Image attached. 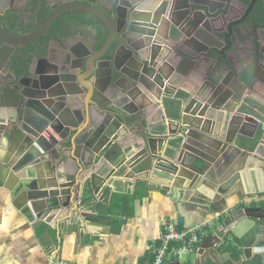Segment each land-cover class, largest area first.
<instances>
[{"label": "water", "instance_id": "water-1", "mask_svg": "<svg viewBox=\"0 0 264 264\" xmlns=\"http://www.w3.org/2000/svg\"><path fill=\"white\" fill-rule=\"evenodd\" d=\"M216 4L215 0H118L114 9L105 11L90 3L68 2L36 28L18 34L6 30L5 8L0 6V70L5 63L7 71L6 76L0 74V152L12 153L4 161L7 180L14 184L10 188L27 191L26 203L38 217L64 213L58 220L73 221L86 230L103 222L105 217L93 211L98 202L117 192L118 183L126 187L151 173L173 182V187L181 181L188 191L196 190L198 183L219 185L223 195L232 185L239 189L241 179L246 190L239 189L242 196L263 195V204L243 210L264 234V156L248 148L245 139L252 136L244 133L242 140L238 138L242 133L237 134L243 132L238 125L247 114L242 109L256 108L246 103L238 108L229 100L230 87L237 93L244 87L255 90L264 131V42L258 34L249 37L257 46L254 63L237 72L232 57L239 48L236 40L246 39L248 22L245 25L246 16L228 21L230 7ZM198 8V15L186 16ZM71 10L86 11L103 23L106 37L98 49L73 54L67 46L63 56L53 51L55 44L63 48L60 36L69 32L61 25L51 28L52 23ZM205 10L207 16L221 11V19H206ZM166 13L173 15L169 22L164 20ZM165 24L169 42L157 34ZM5 48L7 53H2ZM204 63L214 67L213 75L207 74ZM186 64L187 70L192 65L193 72L201 75L196 73L179 118L157 114L155 95L166 93L167 76L183 72ZM232 103L235 109L229 107ZM245 156L256 161L248 163ZM36 170L41 172L36 175ZM216 250L206 249L205 254L215 260ZM242 251L245 260L239 264H249L251 244L247 242ZM201 257L200 264H207Z\"/></svg>", "mask_w": 264, "mask_h": 264}, {"label": "crops", "instance_id": "crops-1", "mask_svg": "<svg viewBox=\"0 0 264 264\" xmlns=\"http://www.w3.org/2000/svg\"><path fill=\"white\" fill-rule=\"evenodd\" d=\"M73 1L83 2V0H68V2ZM220 1L224 9L230 7L229 11L237 15L243 14L241 12L244 9L247 11L251 2L248 4L243 0L239 2L237 0ZM95 2H99L101 7L107 10L114 9L118 0H95ZM197 10L189 12V18L198 15ZM262 15L261 19L259 14L261 21L264 19V11ZM217 16H220L218 11L214 15L211 14L213 19ZM82 22L83 24L78 25V30L76 29L78 32L75 35L76 43L72 42V39H65L66 35H63L61 39L63 48L55 44L53 51L61 53L64 47L70 46L71 48L66 51L75 54L86 46L90 39L89 32L91 33L92 22L87 21L86 17ZM72 31L74 32V29ZM157 34L161 41H171L168 24L162 25ZM236 44H239V48L232 59L237 72L243 71L242 67L251 68L252 65H248L246 40L241 37V42L236 40ZM2 53H7V50H3ZM60 55L63 56L65 53L62 52ZM203 68L206 72L210 71L207 74H214V67L211 68L210 63H204ZM1 69L4 71L0 70V74L6 76L5 63L2 64ZM194 69L191 65L187 70L186 64L182 67L183 72L177 70L167 76V92L164 93L161 90L158 97L155 95L158 103L157 114L164 113L171 119L179 118L181 106L186 103L188 94L194 89L192 85L194 77L196 73L200 74L198 70L193 72ZM230 71L231 69L228 70ZM230 89L233 96L229 100L237 103L238 108L245 106V103L256 108L253 111L242 109L243 112H247L248 117L242 116L243 119L239 121L238 128L242 125L243 132H237L238 135L242 133V136L238 138L243 140L245 139L243 134L248 133L252 137L245 140L252 154L264 156V131L261 129L263 118L257 113L260 106L256 101L261 100L260 97L255 90L246 87L241 88L238 93L234 92L231 87ZM233 103L229 105L230 108L233 107ZM233 108L235 109V106ZM196 136L203 137L202 133H196ZM18 137L19 134H16L15 138ZM3 141L6 143L5 140ZM164 148L165 143L163 142L162 149L159 151L160 155H163ZM0 154L2 157L0 158V264H150L153 259V248L158 245V239L165 231L167 223H173L178 229L206 223V226L202 228V239L198 244L197 252L184 255L182 259L180 257L178 260L174 259L168 264H200L201 256H204L207 264H239L240 261L245 260L242 249L247 242L264 246V234L259 233L258 229L253 226L252 218H247L243 210L246 207H258L263 204L260 199L263 195L242 196L239 189L243 192L246 190L241 179L239 189L236 185H232L231 188L227 187L229 190L223 195L217 189L219 185L198 183L199 187L196 190L188 191L183 189L184 183L181 181L179 187H173V182L152 173L146 180H138L133 184H127L126 187L122 185L123 183H118L117 192L110 193L105 202H98L93 213L99 212V215L105 217L103 222H95L86 230L79 229L71 223V225H66L63 233L58 236L54 221H52L57 217H51L47 219V222L37 219L32 206L26 203L27 191L11 190L10 184L12 183L9 179L7 180L9 174L4 167V161L10 160L12 153H9L8 149H3ZM64 155L68 157L69 152H65ZM245 157L248 163L256 161L252 156ZM236 161L237 159L233 160L231 167ZM253 166L255 170L256 165ZM42 167L44 169L45 166ZM37 172L41 170H36V175ZM263 188L262 184L261 189ZM250 190L253 191L254 188ZM220 203L222 204L218 206ZM44 234L50 238L43 236ZM205 248L214 250L217 248L215 260L209 254H205ZM48 249L56 252L57 259L54 260L53 256L49 261ZM199 250H203V253L198 254ZM254 253L252 257L258 258L261 264H264V253ZM251 261L249 264H252Z\"/></svg>", "mask_w": 264, "mask_h": 264}, {"label": "flooded vegetation", "instance_id": "flooded-vegetation-1", "mask_svg": "<svg viewBox=\"0 0 264 264\" xmlns=\"http://www.w3.org/2000/svg\"><path fill=\"white\" fill-rule=\"evenodd\" d=\"M252 0H243V2L248 3ZM85 3H90L93 5L99 6V2H95V0H83ZM239 2V1H237ZM68 0H0V6L5 8V13L3 15L4 17V26L6 30L11 34H18L22 31H28L32 30L37 27V24L42 21L47 15H49L53 10L61 8L63 5L67 4ZM99 4V5H98ZM261 5V7H259ZM100 8L101 5L99 6ZM105 11L106 8H103ZM244 11V12H243ZM241 13L243 14H233L230 12L228 15H226L228 21L230 19L234 18H243L245 14L247 15L244 19L245 25L246 22H248V25H246V31L245 34L247 38L245 39L247 42L246 51L248 53V65H253L254 63V49L257 47L255 42L252 41V38H249L252 35L258 34L259 36H262L260 31V26L263 24L264 28V19L261 21L264 11V0L255 1L253 7L249 10L247 13L246 9H244ZM88 15H86V14ZM74 14L76 16H74ZM261 19H260V16ZM91 14L82 11V10H73V11H66L61 13L52 23L51 28L57 29L60 25L63 26L68 32L69 35L64 36L66 39H72V42L76 43V37L75 35L78 34L76 32V29L78 30V25L83 24L82 20L85 19L89 21L88 17ZM258 17V18H257ZM88 18V19H87ZM256 20H255V19ZM262 23H261V22ZM102 22L97 21V23H92L91 26V33L90 39L88 41V44L86 43V46H83L82 49L88 48L89 51H93L96 49V39H98V33L99 32V26H101ZM88 25V24H87ZM99 25V26H98ZM72 28H69V27ZM74 29V32L72 31ZM58 34V32H57ZM63 36V35H62ZM62 36H60L62 38ZM46 39L44 37L41 38V40ZM95 47H94V45ZM85 45V43H84ZM95 48V49H94ZM16 52V50L13 51V54Z\"/></svg>", "mask_w": 264, "mask_h": 264}, {"label": "bare ground", "instance_id": "bare-ground-1", "mask_svg": "<svg viewBox=\"0 0 264 264\" xmlns=\"http://www.w3.org/2000/svg\"><path fill=\"white\" fill-rule=\"evenodd\" d=\"M213 1V0H212ZM211 1V2H212ZM218 4H216L215 5V7L217 6V7H219L220 8V6L221 5H223L222 4V1H220V0H215ZM237 1H240V0H237ZM74 2V1H73ZM125 2V1H124ZM256 2H257V0H256ZM224 3H225V1H224ZM117 4V3H116ZM121 4V3H120ZM219 4H221V5H219ZM122 5V4H121ZM215 7H213V8H215ZM226 8V7H225ZM224 9V8H223ZM194 9H191L190 11H188L187 13L188 14H186V16L187 17H189L188 15H189V12H191V11H193ZM198 10H199V8H198ZM198 10L196 11V12H198ZM71 11H73V10H71ZM216 11H218V10H216ZM86 12V11H85ZM220 12L221 11H219L218 12V15H220ZM88 13V12H87ZM228 13H230V11H228ZM90 14V13H89ZM92 15V14H91ZM208 15V13H207V11L205 10L204 12H203V17L204 16H206L205 18L207 19H210L211 18V14L209 15V16H207ZM226 15H228V14H226ZM92 16H94V15H92ZM95 17V16H94ZM171 17H172V19H173V15H165V17H164V19H166L167 21H169V20H171ZM95 18H97V17H95ZM217 18H220L221 19V15L219 16V17H217ZM98 19V18H97ZM99 20V19H98ZM100 21V20H99ZM222 21V20H221ZM99 26V25H98ZM99 32H102L103 31V34L105 33V37H106V29H105V27H104V25H103V23L101 24V26H99ZM260 33L262 34V36H260L262 39H263V42H264V28H263V24L260 26ZM100 34V33H99ZM99 34H98V39H96V44H97V46H96V49H98L100 46H101V44L103 43V41H104V39H105V37H104V39H103V41L100 43V44H98L99 43ZM95 49V50H96ZM4 50H7L6 48L4 49ZM2 51H3V49H2ZM1 51V52H2ZM167 80H165L164 81V86H166L167 87ZM261 198V200H263V196H260ZM30 204V203H29ZM31 205V204H30ZM32 208H33V213H35V211H34V207L32 206ZM64 215V213H60V214H57V215H53V216H51V215H47V216H43V217H38L37 216V214L35 213V216H36V218L37 219H40L41 221H43V222H47V219H49V218H51V217H57V219H52V221H54V225H55V228L57 229V234H58V236H59V234L61 233H63V230H64V228H65V226L66 225H71V223H72V225H74V226H78L75 222H73V221H71L70 223H67V220L66 219H61V220H58L59 218H60V216H63ZM51 224V223H50ZM168 225H173L174 226V228H175V230L177 231V232H184L185 234H184V237L182 238V239H173L172 241H170V243H169V252L166 254V256L162 259V262H161V264H168L169 262H171V261H173L174 259H177L178 260V258L180 257V254H184V255H188V254H190V253H196L197 252V250H198V244H199V242L201 241V239H202V234H203V231H202V228L203 227H205L206 226V223H204V224H194V225H192V226H190V227H187L186 229H178V228H176V226L173 224V223H167L166 225H165V231L160 235V237H159V242H158V245L157 246H155L154 248H153V259H152V262L150 263V264H153L154 263V261H155V258H156V255H155V253H154V249L155 248H157V247H159V245L161 244V237H162V235L166 232V230H167V226ZM195 226H199L200 228L198 229V230H195V231H192V232H190V231H188L190 228H193V227H195ZM200 234H201V236H200ZM193 235H195L196 236V240H192V238H193ZM43 236H45V237H47V238H50L47 234H44ZM179 242V244H177ZM219 244V243H218ZM258 248H262V249H260V250H258ZM251 249L255 252V253H257V254H260V253H264V246L263 245H254V244H251ZM49 250V256H48V258H49V261H51L52 260V258H53V256H54V260L55 259H57V254H56V252L54 251V250H50V249H48ZM174 251H176V253H174ZM252 251V254L254 253ZM254 253V254H255ZM199 254V253H198ZM252 259H253V257H252ZM251 259V260H252Z\"/></svg>", "mask_w": 264, "mask_h": 264}, {"label": "built area", "instance_id": "built-area-1", "mask_svg": "<svg viewBox=\"0 0 264 264\" xmlns=\"http://www.w3.org/2000/svg\"><path fill=\"white\" fill-rule=\"evenodd\" d=\"M166 232L161 237V244L159 247L154 249V253L156 255L155 261L153 264H161L162 259L166 256V254L169 252V243L173 239H182L184 237V232H177L173 225H168ZM200 227L195 226L193 228H190L188 231L192 232L195 230H198ZM192 240H196V236L193 235ZM262 248H258L260 250ZM176 253V251H174Z\"/></svg>", "mask_w": 264, "mask_h": 264}, {"label": "trees", "instance_id": "trees-1", "mask_svg": "<svg viewBox=\"0 0 264 264\" xmlns=\"http://www.w3.org/2000/svg\"><path fill=\"white\" fill-rule=\"evenodd\" d=\"M260 1H263V0H260ZM259 7H261V5L259 6ZM86 14V13H85ZM87 15V14H86ZM74 16H76L75 14H74ZM88 16V15H87ZM76 17H78V16H76ZM89 19V22H92V23H97V21H99L97 18H95L94 16H92V15H90L89 17H88ZM99 43L98 44H100L102 41H103V39H104V37H105V33L103 34V31L99 34ZM252 264H261V262H260V260L258 259V258H256V257H254L253 259H252Z\"/></svg>", "mask_w": 264, "mask_h": 264}, {"label": "rangeland", "instance_id": "rangeland-1", "mask_svg": "<svg viewBox=\"0 0 264 264\" xmlns=\"http://www.w3.org/2000/svg\"><path fill=\"white\" fill-rule=\"evenodd\" d=\"M180 258H181V259L184 258V254H181V255H180Z\"/></svg>", "mask_w": 264, "mask_h": 264}]
</instances>
